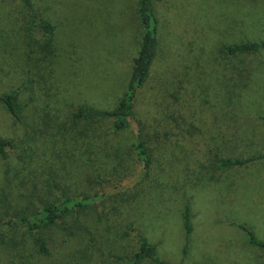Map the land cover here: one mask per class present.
<instances>
[{
	"label": "rangeland",
	"instance_id": "obj_1",
	"mask_svg": "<svg viewBox=\"0 0 264 264\" xmlns=\"http://www.w3.org/2000/svg\"><path fill=\"white\" fill-rule=\"evenodd\" d=\"M138 1L36 0L56 26L55 69L62 93L58 96L53 86L48 97L38 73L24 72L29 60L16 35L24 26L22 15L0 2V91L19 89L23 99H35L20 123L0 105V136L14 140L19 152L51 160L47 142L62 122L70 135L73 108L81 103L114 107L138 52ZM155 8L159 55L136 102L134 132L127 136L134 141L143 129L151 171L142 180L136 176V185L131 180L116 189L143 193L127 206L124 224L108 229V223L95 218L88 223V240L102 248L93 264H104L110 250H131L135 232L128 224L141 228L165 261L179 264L186 243V205L193 232L185 264H264V251L251 247L240 227L250 228L264 242V158L224 170L215 164L218 156L249 159L264 154V50L237 56L223 50L264 40V0H155ZM159 120L174 121L173 142L165 140L162 148L155 140ZM28 123L34 127L29 133ZM3 170L0 161V175ZM124 230L130 237L119 236ZM61 239L51 244L52 255L44 264H64L61 259L71 249ZM0 255V264H17L11 252Z\"/></svg>",
	"mask_w": 264,
	"mask_h": 264
},
{
	"label": "trees",
	"instance_id": "obj_2",
	"mask_svg": "<svg viewBox=\"0 0 264 264\" xmlns=\"http://www.w3.org/2000/svg\"><path fill=\"white\" fill-rule=\"evenodd\" d=\"M0 2L22 15L24 26L18 27L16 35L22 38L24 56L29 60L25 74L38 73L47 97L53 86L56 94L61 95L60 75L55 69L56 26L39 10L36 0ZM136 9L141 27L138 52L129 81L114 107L98 108L81 103L73 108L70 135H65L66 124L62 122L47 142L51 160L36 158L28 150L19 152L14 140L0 136V161L4 167L1 174L4 180L0 182V251L11 252L17 264H44L43 259L51 257V244L57 238H62L63 245L69 244L71 249L68 258H60L61 262L93 264L102 248L88 240L92 234L88 223L95 218L108 223V229L124 224L127 206L143 194L142 189L140 194L116 191L120 186H128V181L135 183L136 176H143L141 180L148 177L153 162L148 143L142 136L143 129H139L134 141L127 138L134 132L131 123L136 102L149 84L160 49L155 0H139ZM223 50L231 56L257 54L264 50V40L244 41ZM0 55L4 57V50L0 49ZM34 101L33 97L23 99L19 89L0 91V105L18 123L24 121L25 110ZM261 120L264 122V116ZM172 122L158 121L155 140L159 148L164 147L165 140L173 142ZM27 127L29 133L34 128L33 123H28ZM262 158L264 154L249 159L218 156L215 164L218 170H224ZM36 163L37 168L32 165ZM182 222L186 243L179 264L186 263L193 232L189 205L185 206ZM240 227L247 233L248 244L264 251V242L250 228ZM127 228L135 232L130 239L135 246L126 254L110 250L109 257L116 258L107 262L108 257L104 264H177L165 261L158 245L150 242L141 228L133 224H128ZM119 236L125 239L130 233L124 230ZM252 264L256 262L253 260Z\"/></svg>",
	"mask_w": 264,
	"mask_h": 264
}]
</instances>
